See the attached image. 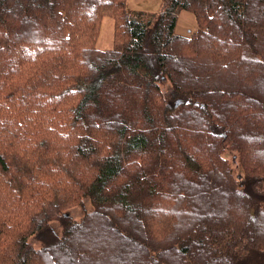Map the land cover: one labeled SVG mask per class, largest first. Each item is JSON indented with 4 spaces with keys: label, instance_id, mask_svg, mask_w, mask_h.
Masks as SVG:
<instances>
[{
    "label": "trees",
    "instance_id": "16d2710c",
    "mask_svg": "<svg viewBox=\"0 0 264 264\" xmlns=\"http://www.w3.org/2000/svg\"><path fill=\"white\" fill-rule=\"evenodd\" d=\"M263 179L264 0H0V264H264Z\"/></svg>",
    "mask_w": 264,
    "mask_h": 264
},
{
    "label": "rangeland",
    "instance_id": "374dc122",
    "mask_svg": "<svg viewBox=\"0 0 264 264\" xmlns=\"http://www.w3.org/2000/svg\"><path fill=\"white\" fill-rule=\"evenodd\" d=\"M166 0H127V7H129L132 10H142L147 11L150 13H157L160 12L163 7L165 6ZM114 20L111 17H105L102 20L101 23V29L100 33L97 39L96 47L101 50H111L114 48ZM198 29L196 18L194 14L190 11L183 10L180 12L178 16V21L176 25L175 32L176 34L184 37H191L196 30ZM165 89L167 86H164ZM252 147V145H251ZM263 150V149H262ZM236 152H231L229 150L226 151L224 154L225 159H227L228 162L231 163V166L234 168V178L240 182L242 179V172L239 168V162L237 155H235ZM260 189L264 193V179L260 182ZM91 202L86 199L84 202V206H79L76 208H73L70 211V215L74 219H81L87 210L91 209ZM53 225L60 230V224L59 222H54ZM96 239V237H94ZM30 242L34 246H38L40 243L37 239L32 238ZM98 240L96 241V243ZM40 246V245H39Z\"/></svg>",
    "mask_w": 264,
    "mask_h": 264
},
{
    "label": "water",
    "instance_id": "95a60500",
    "mask_svg": "<svg viewBox=\"0 0 264 264\" xmlns=\"http://www.w3.org/2000/svg\"><path fill=\"white\" fill-rule=\"evenodd\" d=\"M182 103H183V101L182 100H178L177 102H176V107H179V106H181L182 105ZM195 105L196 106H201V107H205V105L204 104H202L201 102H199V101H197L196 103H195Z\"/></svg>",
    "mask_w": 264,
    "mask_h": 264
}]
</instances>
